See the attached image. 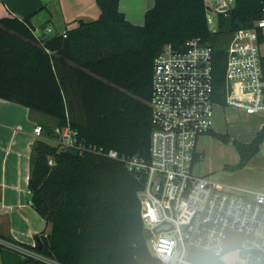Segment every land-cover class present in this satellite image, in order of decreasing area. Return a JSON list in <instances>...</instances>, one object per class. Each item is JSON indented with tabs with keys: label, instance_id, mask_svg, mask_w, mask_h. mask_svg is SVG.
I'll use <instances>...</instances> for the list:
<instances>
[{
	"label": "trees",
	"instance_id": "obj_1",
	"mask_svg": "<svg viewBox=\"0 0 264 264\" xmlns=\"http://www.w3.org/2000/svg\"><path fill=\"white\" fill-rule=\"evenodd\" d=\"M101 15L80 20L56 38L36 34L32 16L0 18V98L54 119L44 136L69 126L87 146L121 156L148 157L153 132V66L166 45L184 50L200 39L213 49L214 100L226 106L228 46L240 29L256 27L264 0H236L218 15L215 30L204 0H154L143 25L129 22L119 0H97ZM259 40L262 29L257 28ZM264 70V57L262 58ZM212 132V131H211ZM214 134L229 141L226 134ZM233 143L241 169L261 150L264 125L251 142ZM197 154L195 160H198ZM53 159L54 163L49 164ZM145 174L94 152L61 148L44 138L32 147L28 180L35 211L51 225L36 245L23 243L56 264H163L149 249L139 193ZM0 264H35L0 246ZM198 264H224L200 251Z\"/></svg>",
	"mask_w": 264,
	"mask_h": 264
},
{
	"label": "built area",
	"instance_id": "obj_2",
	"mask_svg": "<svg viewBox=\"0 0 264 264\" xmlns=\"http://www.w3.org/2000/svg\"><path fill=\"white\" fill-rule=\"evenodd\" d=\"M204 1L207 22L215 30L218 15L231 9L236 0ZM255 25L233 34L225 69V107L247 115L264 112L263 56L257 30L263 31L264 16ZM212 63V47L196 38L187 41L184 50L168 44L156 56L148 157L121 156L113 149L105 152L87 146L69 126L55 129L56 144L102 154L122 161L130 172L145 174L139 193L142 219L151 231L147 239L151 253L163 264H198L190 257L192 251L221 259L234 249L240 251L242 264H264V191L230 188L196 170L199 137L213 129L215 110L223 106L214 100ZM33 134L44 138L42 125H35ZM53 163L50 159L49 164ZM28 205L32 206L30 199ZM19 207L1 204L0 213L9 214ZM159 227L163 228L156 232ZM0 246L22 258L56 264L17 239L0 236Z\"/></svg>",
	"mask_w": 264,
	"mask_h": 264
},
{
	"label": "crops",
	"instance_id": "obj_3",
	"mask_svg": "<svg viewBox=\"0 0 264 264\" xmlns=\"http://www.w3.org/2000/svg\"><path fill=\"white\" fill-rule=\"evenodd\" d=\"M153 5L154 0H119L120 10L126 15L127 20L135 25L144 24L145 13L148 9L153 7ZM8 14L17 16L21 19L32 16L31 21L36 27V34L38 36H43L38 33V28L36 26L41 25L46 27V31L49 33L48 37L52 38L55 35L64 34L67 30L77 27L80 20L91 21L98 19L101 15V9L97 4V0H0V18ZM48 29H50V31H48ZM262 32L263 40L261 42V54L264 57V29ZM2 102L4 101L0 98V104ZM5 102L10 101L5 100ZM10 103L26 108L25 106L13 102ZM220 107L225 108V106ZM26 111L28 112V119L31 121L30 126L33 128L35 125H41L42 123L54 124V119L51 117L32 113L28 108H26ZM257 114L249 115V117L252 119L258 118V120H260L257 123L259 130L264 125V115L256 117L255 115ZM215 123L214 121V125ZM0 126L3 127L4 125L0 123ZM19 129H22V127L18 126V128H13V133L9 139H7L6 133H0V205L6 204L15 207L21 205V207L17 208L12 213L6 214L7 220L11 224H14L16 215H21L26 221H30V229L28 232H21L14 226L8 229L0 227V236L8 239H17L29 245H36L37 235L49 233L50 230L48 231V228L50 224H47L39 215L36 216L37 212L35 209L32 206L31 208L28 207L29 205L23 200V194L27 193V191L25 192V188L28 187L30 176L32 147L35 141H37V138L34 136L32 129V132L26 133V136L17 139L15 135L18 134L17 132ZM211 131L209 133H218L215 131V126H213ZM44 139L56 144V137L44 136ZM197 149L200 154L199 159L196 160V170L198 172V165L204 154L200 151L198 144ZM262 152L264 155V150ZM254 157L243 168L249 167ZM26 168H28V172H26ZM203 175L212 176L210 172H204ZM220 182L230 188L264 191V182L254 185L253 188L242 187L238 180L233 179L227 182Z\"/></svg>",
	"mask_w": 264,
	"mask_h": 264
},
{
	"label": "rangeland",
	"instance_id": "obj_4",
	"mask_svg": "<svg viewBox=\"0 0 264 264\" xmlns=\"http://www.w3.org/2000/svg\"><path fill=\"white\" fill-rule=\"evenodd\" d=\"M38 33L45 38H49L46 27L36 25ZM2 101V100H1ZM0 104V133H6L7 139L13 133V128L21 126L15 135L17 139L26 136V133L32 132L33 127L30 126V119H28V112L26 108L17 106L10 102L3 100ZM8 103V104H5ZM20 107V108H19ZM264 113L255 115L256 117L263 116ZM258 118L252 119L244 112L235 110L230 107H217L215 119V131L220 134H226L229 141L218 138L214 134H204L199 138L198 147L203 152V158L199 162L198 172H210V174L219 181L227 182L238 180L242 187L253 188L254 185L264 182V155L263 147L261 151L250 162V166L240 170H234L231 167L239 162V154L233 143L234 139L241 142H251L255 133L258 130ZM28 172V168H26ZM25 178V177H24ZM28 187L25 188V192ZM25 195V196H24ZM30 196L23 194V200L28 205ZM28 207L31 208L29 205ZM16 215V214H15ZM39 214L37 213L36 216ZM40 216V215H39ZM41 217V216H40ZM14 226L18 231L28 232L30 229V221H26L21 215H16L14 224H11L6 217V213H0V227L8 229ZM51 231V225L48 231ZM50 233V232H49ZM46 233L45 235L49 234ZM148 243V242H147ZM150 249V248H149ZM224 264H242L243 260L238 249L231 250L224 254L221 258Z\"/></svg>",
	"mask_w": 264,
	"mask_h": 264
},
{
	"label": "water",
	"instance_id": "obj_5",
	"mask_svg": "<svg viewBox=\"0 0 264 264\" xmlns=\"http://www.w3.org/2000/svg\"><path fill=\"white\" fill-rule=\"evenodd\" d=\"M226 10V8H224ZM57 36L55 35L54 37H52L50 40L56 38ZM163 227H159L158 229H156V232L160 231ZM151 237V231L146 229L145 230V238L146 239H149ZM37 242H39V238H37ZM35 264H43V263H40L38 261L35 262Z\"/></svg>",
	"mask_w": 264,
	"mask_h": 264
}]
</instances>
